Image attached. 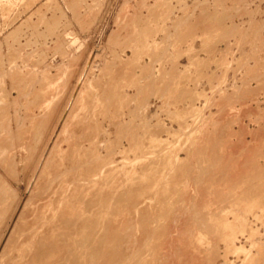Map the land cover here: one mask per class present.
<instances>
[{
	"label": "rangeland",
	"instance_id": "374dc122",
	"mask_svg": "<svg viewBox=\"0 0 264 264\" xmlns=\"http://www.w3.org/2000/svg\"><path fill=\"white\" fill-rule=\"evenodd\" d=\"M45 173L82 264H264V0H0V254Z\"/></svg>",
	"mask_w": 264,
	"mask_h": 264
},
{
	"label": "bare ground",
	"instance_id": "6f19581e",
	"mask_svg": "<svg viewBox=\"0 0 264 264\" xmlns=\"http://www.w3.org/2000/svg\"><path fill=\"white\" fill-rule=\"evenodd\" d=\"M58 142H60V141H58ZM60 145H62V144H60ZM9 146V145H8ZM58 148H60V147H58ZM57 148V149H58ZM70 148V147H69ZM54 150V149H53ZM67 150V149H66ZM79 150V149H78ZM81 150H82V148H81ZM57 151V150H56ZM80 151V150H79ZM82 152V151H81ZM51 154V153H50ZM14 156V155H13ZM51 156V155H50ZM82 156V155H81ZM67 157V156H66ZM101 157V156H100ZM12 158V157H11ZM77 158V157H76ZM75 158V159H76ZM97 158V157H96ZM80 159V158H79ZM4 160V159H3ZM7 160V159H6ZM24 160H25V158H24ZM94 160V159H93ZM65 161V160H64ZM68 161V160H67ZM84 161V160H83ZM92 161V160H91ZM2 162H4V161H2ZM68 162H70V161H68ZM90 162V161H89ZM7 164V163H6ZM27 164V163H26ZM47 164V163H46ZM69 164V163H68ZM79 164H80V162H79ZM85 164V163H84ZM99 164V163H98ZM10 165V164H9ZM48 165V164H47ZM74 165V164H73ZM96 165V164H95ZM14 166V165H13ZM39 166V165H38ZM61 166V165H60ZM64 166V165H63ZM77 166V165H76ZM79 166H81V165H79ZM98 166V165H97ZM8 167V166H7ZM16 167V166H15ZM83 167V166H82ZM93 167V166H92ZM96 167V166H95ZM94 167V168H95ZM9 168H11V167H9ZM28 168V167H27ZM48 168V167H47ZM113 168V167H112ZM36 169V168H35ZM88 169V168H87ZM86 169V170H87ZM90 169V168H89ZM96 169V168H95ZM105 169V168H104ZM27 170H30V169H27ZM83 170H85V169H83ZM111 170V169H110ZM10 171V170H9ZM12 171V170H11ZM45 171H47V170H45ZM49 171V170H48ZM70 171H72V170H70ZM96 171V170H95ZM24 172V171H23ZM58 171H56L55 173H57ZM74 172V171H73ZM87 172V171H86ZM143 172V171H142ZM141 172V173H142ZM44 173V172H43ZM50 173V172H49ZM59 173H61L60 171H59ZM109 173V172H108ZM140 173V172H139ZM27 174V173H26ZM33 174H35V172L33 173ZM42 174V173H41ZM40 174V175H41ZM64 174V173H63ZM62 174V175H63ZM90 174V173H89ZM93 174V173H92ZM16 175V174H15ZM45 175H47L46 173L45 174H43V176H38V178H37V180H36V183H34L35 185H34V187H33V189H32V191H31V194L29 195V200L31 199H33L31 202H32V204H33V201L34 200H38L37 201V207L35 208V206H33L32 207V209L30 208V210H33V211H31V212H35V210H34V208L36 209V213L35 214H31V212H30V210L28 209V210H26L27 212L29 211L30 212V214H31V216H29L28 218L30 219H33V220H26L27 219V216L29 215V213H26V211H25V213L26 214H28V215H25V218L23 219V217L21 218V216H23V214L21 215L20 214V217L19 218H21V220H19L18 221V224L17 225H15L14 226V228H13V230H12V232H11V234H10V236L8 237V239H7V241H6V243H4L5 244V246H4V248H3V250H2V252H1V254H0V264H82V262H81V256H80V250H81V248H85V239H86V234H85V231H84V224L86 223V222H84V221H82L83 219H81V221L80 220H78V222L77 223H72L71 225H70V221H68V219H70V217H72V215H73V217L71 218L72 219V221H73V219L75 218V220H77L78 218L80 219V217H81V215H78L77 213L78 212H81L82 211V209L80 210L78 207H79V205H77V202H75V203H73V201H72V203H70V204H67V203H65V204H63L64 202H62V204H60V205H58L57 204V201L56 200H54L53 198L55 197V199H58L57 197L58 196H60V195H63L64 193L63 192H65L66 190H64V191H62L63 189H68L69 188V186L67 185V187L65 186V184H64V186L63 187H66V188H63L62 187V184H61V189L60 190H57L59 187H57V188H55V186H53V184L54 183H56L55 182V179H57L58 178V176H56L55 174L54 175H52V176H50V177H52V179L51 180H48L47 179V181L46 180H44L45 182H42V179H44L43 177L45 176ZM91 175V174H90ZM108 175V174H107ZM132 175V174H131ZM33 176H36V174L35 175H33ZM70 176V175H69ZM204 176V175H203ZM45 177H47V176H45ZM73 177V176H72ZM71 177V178H72ZM76 177V176H75ZM103 177V176H102ZM129 177V176H128ZM86 178V177H85ZM94 178V177H93ZM110 178H112L111 176H110ZM153 178V177H152ZM32 179V178H31ZM46 179V178H45ZM70 179V178H69ZM73 179V178H72ZM30 180V179H29ZM28 180V181H29ZM33 180V179H32ZM31 180V181H32ZM35 180V179H34ZM62 180V179H61ZM61 180H59V181H61ZM75 180V179H74ZM76 181H78V180H76ZM143 181V180H142ZM152 181H153V179H152ZM198 181V180H197ZM68 182V181H67ZM88 182V181H87ZM156 182V181H155ZM28 183V182H27ZM46 183V184H45ZM60 183H62V182H60ZM59 183V184H60ZM71 183H72V180H71ZM109 183V182H108ZM148 183V182H147ZM151 183V185H152V182H150ZM234 182H232L231 184H233ZM30 184V183H29ZM28 184V185H29ZM76 184V183H75ZM79 184V183H78ZM237 184H239V183H237ZM73 185H74V183H73ZM86 185V184H85ZM88 185V184H87ZM86 185V186H87ZM120 185V184H119ZM229 185V184H228ZM227 185V186H228ZM234 185H235V183H234ZM31 186V185H30ZM56 186H57V183H56ZM60 186V185H59ZM80 186V185H79ZM140 186H144V188H147L148 186H145V185H140ZM231 186V185H230ZM74 187V186H73ZM81 187V186H80ZM84 187V186H83ZM120 187V186H119ZM137 187H139V186H137ZM71 188V187H70ZM85 188V187H84ZM83 188V189H84ZM92 188V187H91ZM97 188V187H96ZM226 188V187H225ZM228 188V187H227ZM30 189V188H29ZM44 190V191H42V190ZM75 189V188H74ZM130 189H132V188H130ZM173 189V188H172ZM77 190V189H76ZM75 190V191H76ZM79 190H81V189H79ZM79 190H77V191H79ZM90 190V189H89ZM145 190H147V189H145ZM150 190V189H149ZM175 190V189H174ZM179 190V189H178ZM249 189H247V188H245V191H248ZM67 191H70L69 189L67 190ZM117 191V190H116ZM120 191V190H119ZM139 191L140 190H138V192L137 193H139ZM172 191V190H171ZM252 192H253V190H251ZM87 192V191H86ZM95 192V191H94ZM93 192V193H94ZM102 192H103V190H102ZM101 192V193H102ZM166 192V191H165ZM176 192H177V190H176ZM71 193H72V191H71ZM71 193H70V195H71ZM80 193V192H79ZM89 193V192H88ZM92 193V194H93ZM100 193V194H101ZM120 193H122V192H120ZM134 193L135 192H133V195H134ZM180 193V192H179ZM218 193H220V192H218ZM129 194V193H128ZM136 194V193H135ZM140 194V193H139ZM166 194V193H165ZM171 194V193H170ZM170 194H169V196H170ZM216 194V193H215ZM228 194V193H227ZM81 195H83V194H80L79 196H81ZM142 195H143V193H142ZM173 195V194H172ZM219 195V194H218ZM218 195H217V197H218ZM77 196V195H76ZM99 196V195H98ZM101 196V195H100ZM99 196V197H100ZM136 196H139V195H136ZM174 196V195H173ZM181 196V195H180ZM180 196H178V197H180ZM209 196H211V195H209ZM18 197V196H17ZM106 197V196H105ZM140 197V196H139ZM168 197V196H167ZM20 198H22V197H20ZM19 197H18V199H20ZM27 198V199H28ZM63 198V197H62ZM61 198V199H62ZM109 198V197H108ZM107 198V199H108ZM126 198V197H125ZM125 198H124V200H125ZM219 198V197H218ZM217 198V199H218ZM222 198V197H221ZM17 199V200H18ZM52 199L54 200V202H56V203H54L53 201H52ZM66 199V198H65ZM64 199V200H65ZM70 199V198H69ZM111 199H112V197H111ZM126 199H130V198H126ZM183 199V198H182ZM214 199H216V196H215V198ZM29 200H27V201H29ZM68 200V199H67ZM66 200V201H67ZM71 200V199H70ZM79 200V199H78ZM81 200V199H80ZM102 200V199H101ZM179 200V199H178ZM211 200V199H210ZM213 200V199H212ZM2 201V200H1ZM5 201V200H4ZM65 201V202H66ZM85 201H87V200H85ZM106 201V200H105ZM104 201V202H105ZM127 201V200H126ZM214 201V200H213ZM7 202H9L8 200H7ZM39 202V203H38ZM101 202V201H100ZM177 202V201H176ZM175 202V203H176ZM179 202V201H178ZM216 202H218V201H216ZM259 202H261V201H259ZM259 202H257V203H259ZM10 203V202H9ZM17 203V202H16ZM98 203V202H97ZM132 203V202H131ZM170 203V202H169ZM172 203V202H171ZM170 203V204H171ZM254 203H256V202H254ZM256 203V204H257ZM262 204L264 203V202H261ZM261 203H259V204H261ZM11 204H13V203H11ZM21 204V203H20ZM27 205L28 204H30L29 202H27L26 203ZM85 204V203H84ZM87 204V203H86ZM92 204H94V203H92ZM99 204V203H98ZM105 204H106V202H105ZM115 204H117V203H115ZM121 204V203H120ZM255 204V205H256ZM34 205V204H33ZM81 205V204H80ZM83 205V204H82ZM118 205H119V203H118ZM129 205V204H128ZM127 205V206H128ZM174 205H177V204H174ZM15 206V205H14ZM17 206V205H16ZM22 206V205H21ZM167 206V205H166ZM250 206V205H249ZM248 206V207H249ZM263 206V205H262ZM18 207V206H17ZM28 207H30V205L28 206ZM95 207V206H94ZM97 207V206H96ZM123 207H125L124 205H123ZM130 207V206H129ZM258 207V206H257ZM257 207H255V208H257ZM2 208V207H1ZM11 208V207H10ZM13 208V207H12ZM82 208V207H81ZM89 208V207H88ZM99 208V207H98ZM172 208V207H171ZM176 208V207H175ZM252 208H254L253 206H252ZM259 208V207H258ZM14 209V208H13ZM38 209V210H37ZM92 209V208H91ZM173 209H174V207H173ZM84 210H85V208H84ZM87 210H89V209H87ZM111 210V209H110ZM162 210V209H161ZM164 210V209H163ZM244 210V209H243ZM246 210V209H245ZM244 210V211H245ZM258 210V209H257ZM261 210V209H260ZM263 210V209H262ZM4 211V210H3ZM2 211V212H3ZM8 211V210H7ZM12 211V210H11ZM21 211V210H20ZM94 211V210H93ZM119 211V210H118ZM117 211V212H118ZM140 211V210H139ZM154 211V210H153ZM165 211V210H164ZM47 212V213H46ZM50 212V213H49ZM252 212V211H251ZM255 212H257V211H255ZM1 213V212H0ZM9 213V212H8ZM17 213V212H16ZM24 213V212H23ZM52 213V214H51ZM81 213H83V211L81 212ZM94 213H96V212H94ZM101 213V212H100ZM109 213V212H108ZM111 213V212H110ZM119 213V212H118ZM120 213H122V212H120ZM144 213V212H143ZM158 213V212H157ZM165 213V212H164ZM167 213V212H166ZM244 213V212H243ZM12 214H13V211H12ZM75 214H77V216H80V217H78L77 219H76V215ZM80 214V213H79ZM84 214V213H83ZM107 214V213H106ZM141 214V213H140ZM199 215H200V213H198ZM205 214V213H204ZM203 214V215H204ZM3 215V214H2ZM14 215H15V213H14ZM33 215V216H32ZM46 215H48L47 217H46ZM71 215V216H70ZM74 215H75V217H74ZM95 215V214H94ZM109 215V214H108ZM115 215V214H114ZM113 215V216H114ZM125 215V214H124ZM144 215V214H143ZM142 215V216H143ZM156 215H158V214H156ZM160 215V214H159ZM167 214H165V216H166ZM203 215H201L204 219H205V217L203 216ZM206 215V214H205ZM209 215H211V213L209 214ZM241 215V214H240ZM243 215V214H242ZM253 215V214H252ZM91 216V215H90ZM102 216V215H101ZM123 216V215H122ZM134 215H132V217H133ZM150 216H152V215H150ZM200 216V217H201ZM207 216V215H206ZM225 216V215H224ZM12 218H13V216H11ZM66 217H68V218H66ZM95 217V216H94ZM103 217V216H102ZM121 217V216H120ZM135 217V216H134ZM133 217V218H134ZM211 217V216H210ZM236 217H238V216H236ZM87 218V217H86ZM92 218V217H91ZM115 218V217H114ZM127 218V217H126ZM152 218V217H151ZM207 218V217H206ZM209 218V217H208ZM224 218V217H223ZM238 218H240V217H238ZM248 218V217H247ZM64 219V220H63ZM67 219V220H66ZM129 219V218H128ZM24 220V221H23ZM85 220V219H84ZM93 220V219H92ZM113 220V219H112ZM112 220H110L111 222L110 223H112ZM124 220V219H123ZM145 220V219H144ZM207 220H209V219H207ZM210 220H212V219H210ZM227 220V219H226ZM6 221V220H5ZM66 221L69 223V225H70V227L67 225H65V223H66ZM89 221V220H88ZM88 221H87V224H88ZM94 222H95V220H93ZM97 221V220H96ZM121 221V220H120ZM149 221H150V219H149ZM162 221V220H161ZM170 221V220H169ZM249 221V220H248ZM8 222H9V220H8ZM12 222V221H11ZM74 222V221H73ZM98 222V221H97ZM100 222V221H99ZM99 222H98V224H99ZM104 222H105V220H104ZM147 222V221H146ZM156 222H158V221H156ZM247 222V221H246ZM96 223V222H95ZM103 223V222H102ZM143 223V222H142ZM155 223V222H154ZM203 223V222H202ZM237 223V222H236ZM67 224V223H66ZM91 223H89V225H90ZM97 224V225H98ZM113 224V223H112ZM119 224V223H118ZM117 224V225H118ZM151 224V223H150ZM7 225V224H6ZM5 225V226H6ZM10 225V224H9ZM86 225V224H85ZM106 225H108V224H106ZM143 225V224H142ZM203 225H205V224H203ZM227 225V224H226ZM238 225V224H237ZM241 225V224H240ZM243 225H245V222H244V224ZM247 225V224H246ZM1 226V225H0ZM8 226V225H7ZM102 226V225H101ZM101 226H99V227H101ZM120 226V225H119ZM134 226V225H133ZM91 227V226H90ZM103 227V226H102ZM185 227V226H184ZM233 227H235V225L233 226ZM243 227V226H242ZM86 228H88V227H86ZM109 228V227H108ZM111 228V227H110ZM139 228V227H138ZM141 229H142V227H140ZM190 228V227H189ZM246 228V227H245ZM19 229H20V233H19ZM90 229H92V228H90ZM89 229V230H90ZM105 229V228H104ZM127 229V228H126ZM145 229V228H144ZM168 229H169V227H168ZM191 229V228H190ZM235 229H236V227H235ZM234 229V230H235ZM5 230V229H4ZM120 230H121V228H120ZM157 230V229H156ZM160 230H162V229H160ZM240 230V229H239ZM91 231V230H90ZM94 231V230H93ZM103 231V230H102ZM101 231V232H102ZM129 231V230H128ZM185 231V230H184ZM252 231V230H251ZM4 232V231H3ZM95 232V231H94ZM101 232H99V234L101 233ZM104 232H105V230H104ZM107 232V231H106ZM157 232V231H156ZM160 232V231H159ZM158 232V233H159ZM168 232V231H167ZM173 232V231H172ZM1 233V232H0ZM19 233V234H18ZM96 233V232H95ZM95 233H93V234H95ZM108 233V232H107ZM119 233V232H118ZM121 233H122V231H121ZM162 233H164V232H162ZM180 233V232H179ZM225 233H227V231L225 232ZM224 233V234H225ZM254 233H256V232H254ZM3 234V233H2ZM88 234H89V232H88ZM113 234H116L117 235V233H115V231H113ZM112 234V235H113ZM125 234V233H124ZM132 234V233H131ZM90 235V234H89ZM88 235V236H89ZM96 235H98V234H96ZM102 235H104V233L102 234ZM111 235V234H110ZM109 235V236H110ZM128 235V234H127ZM157 235H160V233L159 234H157ZM216 235H217V232H216ZM252 235H253V232H252ZM6 236V235H5ZM87 236V237H88ZM91 237L93 236L92 234L90 235ZM95 236V235H94ZM101 236V235H100ZM104 236H106V235H104ZM144 236H145V234H144ZM149 236V235H148ZM163 236H164V234H163ZM220 237H221V235H219ZM222 236H224V235H222ZM251 236V235H250ZM2 237V236H1ZM0 237V238H1ZM103 237V236H102ZM102 237H101V239H102ZM107 237V236H106ZM111 237H115L114 235L113 236H111ZM117 237V236H116ZM220 237H218V239H225V237H229V235H227V236H225V237H223V238H220ZM5 238V237H4ZM95 238V240H96V237H94ZM105 238V237H104ZM154 238V237H153ZM226 238V239H227ZM231 238V235H230V237H229V239ZM250 238V237H249ZM2 240H3V237L1 238ZM89 239V238H88ZM92 239V238H91ZM99 239V238H98ZM101 239H99V241L101 240ZM106 239H108V238H106ZM110 239V238H109ZM118 239V238H117ZM223 239V240H224ZM103 240V242L105 241V239H102ZM101 240V241H102ZM135 240V239H134ZM143 240V239H142ZM91 241H94V240H91ZM97 241V240H96ZM107 241V240H106ZM106 241L104 242V243H106ZM3 242V241H2ZM111 242V241H110ZM132 242V241H131ZM142 242V241H141ZM88 243V242H87ZM98 244H99V242H97ZM96 243V244H97ZM103 243V244H104ZM109 243V242H108ZM148 243V242H147ZM264 243V242H263ZM2 244V243H1ZM94 245H95V243H93ZM141 244V243H140ZM139 244V245H140ZM155 244V243H154ZM158 244V243H157ZM89 245V244H88ZM102 245V244H101ZM107 245V244H106ZM115 245H116V243H115ZM142 245V244H141ZM156 245V244H155ZM1 246V245H0ZM87 246V245H86ZM99 246V245H98ZM110 246V245H109ZM109 246H107V248L109 247ZM112 247H114L113 245H111ZM110 246V247H111ZM153 246V245H152ZM88 247H90V245L88 246ZM91 247H93V245H91ZM90 247V248H91ZM109 247V249H111ZM141 247V246H140ZM95 248V247H94ZM101 248V247H100ZM103 248H105V247H103ZM125 248V247H124ZM152 248H155L154 246L152 247ZM187 248V247H186ZM227 248H230V247H227ZM87 249V248H86ZM86 249H84V250H86ZM99 249V248H98ZM102 249V248H101ZM101 249H99L100 251H101ZM106 249V248H105ZM157 249V248H156ZM180 249V248H179ZM184 249V248H183ZM237 249H239V248H237ZM243 249V248H242ZM74 250V251H73ZM113 249H111L110 250V255H112L111 254V251H112ZM194 250V249H193ZM236 250V249H235ZM118 251H119V249H118ZM121 252H122V250H120ZM136 251V250H135ZM140 251V250H139ZM150 251H154L153 249H151ZM158 251V250H157ZM156 251V252H157ZM185 251V250H184ZM212 251H214V249L212 250ZM88 252V254L87 255H85V257L86 256H90V249L89 250H86V253ZM102 252V251H101ZM103 252H105V251H103ZM115 253H116V251H114ZM113 252V253H114ZM145 252V251H144ZM155 252V251H154ZM248 252V251H247ZM85 253V254H86ZM92 253V252H91ZM120 253V252H119ZM119 253H118V255H119ZM178 253H179V251H178ZM181 253V252H180ZM190 253V252H189ZM209 253V252H208ZM259 253V252H258ZM73 254V255H72ZM143 254V253H142ZM158 254V253H157ZM244 254V253H243ZM247 254V253H246ZM263 254V253H262ZM104 255V254H103ZM105 255H107V253L105 254ZM104 255V256H105ZM155 255V254H154ZM160 255V254H159ZM248 255V254H247ZM264 255V254H263ZM262 255V256H263ZM88 256V257H89ZM92 256V255H91ZM90 256V257H91ZM252 256V255H251ZM261 256V257H262ZM93 257H95V256H93ZM92 257V258H93ZM115 257V256H114ZM113 257V258H114ZM122 257V256H121ZM192 257V256H191ZM194 257V256H193ZM209 257V256H208ZM207 257V258H208ZM141 258V257H140ZM190 258V257H189ZM98 259V258H97ZM142 259V258H141ZM151 259V258H150ZM157 259V258H156ZM186 259V258H185ZM193 259V258H192ZM196 259V258H195ZM136 260V259H135ZM138 260V259H137ZM143 260V259H142ZM145 260H147V259H145ZM182 260V259H181ZM201 260V259H200ZM206 260H208V259H206ZM87 261V259L85 260V262ZM92 261V260H91ZM101 261V260H100ZM103 261V260H102ZM111 261H113V260H110V262ZM149 261V260H148ZM148 261L146 262L145 261V263L146 264H149L148 263ZM152 261H154V260H152ZM156 261V260H155ZM155 261H154V263H155ZM190 261V260H189ZM205 261V260H204ZM264 261V260H263ZM109 262V264H111ZM120 262V261H119ZM138 262V261H137ZM94 263V262H93ZM97 263V262H96ZM105 263V262H104ZM152 263V262H151ZM187 263H188V261H187ZM245 263V262H244ZM87 264V263H86ZM98 264V263H97ZM122 264V263H121ZM142 264H144V262L142 263ZM181 264V263H180ZM185 264H186V262H185ZM191 264H194L193 262L191 263ZM212 264V263H211ZM250 264V263H249Z\"/></svg>",
	"mask_w": 264,
	"mask_h": 264
}]
</instances>
